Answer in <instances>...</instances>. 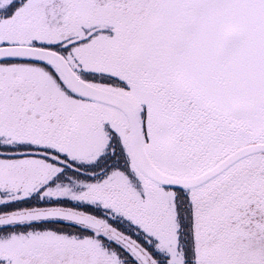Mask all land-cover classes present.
Here are the masks:
<instances>
[{
	"label": "water",
	"instance_id": "water-1",
	"mask_svg": "<svg viewBox=\"0 0 264 264\" xmlns=\"http://www.w3.org/2000/svg\"><path fill=\"white\" fill-rule=\"evenodd\" d=\"M57 45L70 49L61 54ZM8 59L47 64L67 90L39 69L29 74L36 137L74 141L65 147L86 156L105 124L117 134L142 195L115 171L87 186L88 199L103 193L125 214L146 205L164 229L175 219L158 245L183 264L174 202L181 190L194 264H264V0H25L0 18V60ZM19 69L0 67V100L12 83H29ZM61 214L96 226L87 215ZM23 239H0V259L122 264L89 237Z\"/></svg>",
	"mask_w": 264,
	"mask_h": 264
},
{
	"label": "flooded vegetation",
	"instance_id": "flooded-vegetation-1",
	"mask_svg": "<svg viewBox=\"0 0 264 264\" xmlns=\"http://www.w3.org/2000/svg\"><path fill=\"white\" fill-rule=\"evenodd\" d=\"M24 1H13L0 14L10 15ZM53 49L65 54L70 47L57 45ZM0 67L20 68L19 71L26 75L19 73L17 77H27L29 81L27 84L12 83L14 90L0 100V239L14 236L20 241L30 233L41 232H55L78 239L89 237L115 253L122 264H140L129 249L119 243L124 241L139 248L147 257V264H176L169 251L158 245L165 236L173 234L175 219L164 229L153 223L155 215L146 205L137 206L142 207L137 212L125 214L117 210L109 202L110 197H104L103 193L93 199L87 198L89 184H100L115 171L123 173L134 190L142 195L138 179L129 169L128 157L114 130L105 124L103 134L94 141L91 153L86 156L81 149L76 148L78 153H75L65 147L74 141L36 137V124L31 117L35 110V83L29 74L39 69L52 77L62 91L67 92L66 88L44 63L8 59L0 60ZM81 76L95 82L124 86L105 76L82 72ZM42 79L46 82L44 77ZM80 140H76L77 144L82 143ZM95 192H100V188H95ZM174 194L179 238L177 251L184 256L183 264H194L189 201L181 190L175 189ZM61 213L74 217L87 215L96 221V226H85ZM163 215L166 216L167 212ZM0 264L7 262L0 259Z\"/></svg>",
	"mask_w": 264,
	"mask_h": 264
},
{
	"label": "rangeland",
	"instance_id": "rangeland-1",
	"mask_svg": "<svg viewBox=\"0 0 264 264\" xmlns=\"http://www.w3.org/2000/svg\"><path fill=\"white\" fill-rule=\"evenodd\" d=\"M13 1L15 0H0V13H3L7 9V7L13 3ZM1 17H6V16L0 14V18Z\"/></svg>",
	"mask_w": 264,
	"mask_h": 264
}]
</instances>
